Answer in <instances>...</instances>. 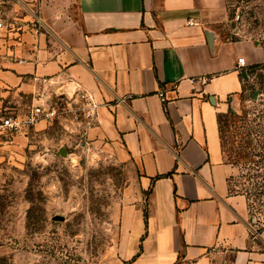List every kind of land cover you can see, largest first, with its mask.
I'll list each match as a JSON object with an SVG mask.
<instances>
[{"label":"crops","instance_id":"crops-1","mask_svg":"<svg viewBox=\"0 0 264 264\" xmlns=\"http://www.w3.org/2000/svg\"><path fill=\"white\" fill-rule=\"evenodd\" d=\"M34 11L39 35L0 28V108L81 94L99 105L80 128L127 179L111 264H264L248 199L230 191L236 168L218 126L264 52L229 36L228 1L0 0L5 20L29 21Z\"/></svg>","mask_w":264,"mask_h":264},{"label":"rangeland","instance_id":"rangeland-1","mask_svg":"<svg viewBox=\"0 0 264 264\" xmlns=\"http://www.w3.org/2000/svg\"><path fill=\"white\" fill-rule=\"evenodd\" d=\"M227 1L229 36L264 52V0ZM248 73L224 150L229 160L254 154L234 165L230 186L247 194L254 247L264 252V59ZM81 120L68 114L25 130L0 155V264H111L116 256L114 207L127 184L125 167L105 145L86 139Z\"/></svg>","mask_w":264,"mask_h":264},{"label":"built area","instance_id":"built-area-1","mask_svg":"<svg viewBox=\"0 0 264 264\" xmlns=\"http://www.w3.org/2000/svg\"><path fill=\"white\" fill-rule=\"evenodd\" d=\"M239 20V15L235 18ZM190 24H193L192 20ZM0 28H6L13 31L29 30L34 35L42 32L43 25L38 11L32 13V19L23 21L19 19L5 20L1 17L0 12ZM14 62L26 64V60L14 57ZM238 67L241 69L248 68L249 65L244 58L238 59ZM202 84L206 82L201 79ZM160 96L165 101V90L160 91ZM99 105L94 98L88 94H81L75 97H60L56 101L42 102L32 105L25 112L6 113L0 108V155L8 151L11 145L16 143V138L25 132L38 126L39 124H53L60 116L65 117L73 114L77 118L81 117L89 122H93L98 115Z\"/></svg>","mask_w":264,"mask_h":264},{"label":"trees","instance_id":"trees-1","mask_svg":"<svg viewBox=\"0 0 264 264\" xmlns=\"http://www.w3.org/2000/svg\"><path fill=\"white\" fill-rule=\"evenodd\" d=\"M237 118H238V114L233 109H230L225 114H219L218 115L219 136H220V141H221V145H222V149H223L224 154H225V150H224V146H225L224 145V132H225V129L228 127L229 122H231ZM250 156L252 157V156H254V154L250 155L248 153L240 151V152L235 153V158L233 160H231V159L229 160L228 158L227 159H228L229 163L236 165L238 160L249 159ZM230 191L231 192H238V191H234L232 188ZM242 194H244L247 197L248 203H249V198H248L247 194H245V193H242ZM249 209H250V203H249Z\"/></svg>","mask_w":264,"mask_h":264},{"label":"water","instance_id":"water-1","mask_svg":"<svg viewBox=\"0 0 264 264\" xmlns=\"http://www.w3.org/2000/svg\"><path fill=\"white\" fill-rule=\"evenodd\" d=\"M60 154H61L62 156H65V155H66V151H65L64 149H62L61 152H60ZM54 220H55V221H63V220H64V216H62V215H57V216H55Z\"/></svg>","mask_w":264,"mask_h":264}]
</instances>
